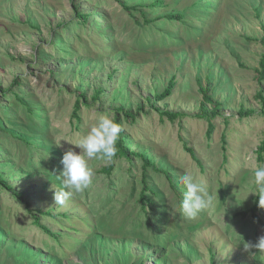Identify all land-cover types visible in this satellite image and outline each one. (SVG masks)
<instances>
[{
    "label": "rangeland",
    "instance_id": "1",
    "mask_svg": "<svg viewBox=\"0 0 264 264\" xmlns=\"http://www.w3.org/2000/svg\"><path fill=\"white\" fill-rule=\"evenodd\" d=\"M77 12L90 15L88 26ZM263 37L264 0H0V177L13 190L0 186V264H213L212 256L264 264L241 244L264 235V209L260 222L241 215L255 204L253 172L264 165L256 98L264 82L255 72ZM173 79L172 96L156 101ZM197 79L222 112L210 138ZM242 109L256 115L241 120ZM102 114L119 117L126 150L157 170L122 158L106 175L112 161L94 158L89 186L55 204L64 152H79L73 144ZM186 173L215 197L194 218L180 208ZM144 175L154 203L147 213Z\"/></svg>",
    "mask_w": 264,
    "mask_h": 264
},
{
    "label": "clouds",
    "instance_id": "2",
    "mask_svg": "<svg viewBox=\"0 0 264 264\" xmlns=\"http://www.w3.org/2000/svg\"><path fill=\"white\" fill-rule=\"evenodd\" d=\"M120 131V125L110 115L102 114L86 134L82 135L75 144L71 143L80 151L69 149L63 154L61 161L63 168L58 176L61 187L55 188V204L63 206L74 192H80L89 186L94 174L89 166V160L102 158L111 161L115 158ZM253 175L255 191L252 193L258 197V207L264 209V165L257 166ZM180 182L186 189L180 203L185 217L194 218L201 210L214 205L215 197L202 180L186 173L180 177ZM241 244L245 251L256 249L258 253L264 254V235L258 237L254 244L245 240Z\"/></svg>",
    "mask_w": 264,
    "mask_h": 264
},
{
    "label": "trees",
    "instance_id": "3",
    "mask_svg": "<svg viewBox=\"0 0 264 264\" xmlns=\"http://www.w3.org/2000/svg\"><path fill=\"white\" fill-rule=\"evenodd\" d=\"M128 12H132V11H136L137 13L141 14L142 17H144V20H145V24L147 25H150L152 22H150L148 19H147V16L145 15L144 12H139V9L138 7H126V6H123ZM77 11V10H75ZM76 16L78 17V19L80 20V25L81 26H88L89 25V18H90V15H86V14H81V13H78L76 14ZM167 19H170V20H182V16L181 15H177V16H170L168 17ZM261 43L262 45L264 46V37L262 38L261 40ZM256 74H257V77L259 79V82L260 83H263L264 82V54L261 58V61H260V64H259V68L255 70ZM197 83H198V86L200 88V92L201 94L203 95V105L201 106V111H202V115L199 116L200 119H206L208 121V137L210 138L211 135H212V132L214 131V124H213V120L215 118H218V117H222V112H221V109H220V104L217 103L216 101H214L212 95L210 94V88L209 87H204L202 85V81L200 79H197ZM15 85L14 87H20L21 86V82L19 80V78H17L15 81H14V84ZM174 87H175V79H173L167 89L165 90L164 93L158 95L155 97V100L158 101V102H162L168 98H170L173 94V90H174ZM100 95V94H98ZM15 98L17 101H19L20 103H22V100L20 98V96L16 93L14 94ZM256 98L258 99V101H260V103L262 104V114L264 116V94H263V91L260 90L256 96ZM97 100V98H95V101ZM206 104H210L212 106V109L211 110H208L207 107H206ZM81 104L80 102L76 103L75 105V108H74V111H73V118L75 120H77L78 122L80 121V112H81ZM28 111L29 108H27ZM120 111V110H119ZM159 111V110H157ZM31 113V112H30ZM160 116H161V119L164 120V118H166L168 121L170 122H175L177 121L178 119L180 118H183L184 116L180 115V114H175V113H170V112H159ZM256 114L254 111H244L243 109L239 112V117L241 120H244V119H247V118H251V117H254ZM126 117V119L132 121V122H135L137 117L134 116V115H131V114H128L126 113L124 115ZM121 127V123L119 121V117H117V119L115 120ZM223 140H225V138L223 137ZM185 147H186V150L189 151V153L192 155V157L195 159V154L194 152L189 149L186 144H185ZM117 148H118V151H117V154L115 156L114 159H112V164L110 166H108L107 168L104 169V173L106 175H111L112 172L114 171V168H115V162L117 159H126L128 161H131L133 157H140L142 160H143V165H144V168L145 169H148V168H153L155 170H157L156 166L154 164L151 163V161L148 160V158H146L144 155H138V154H130L126 149V147L124 146V141L122 139V137L119 135V140H118V143H117ZM258 160L260 162H263L264 160V142L262 144V147L258 150ZM226 158L224 159V162H226ZM161 173H163L167 178L168 180L170 181L171 183V186L174 188V181H172L170 178H169V175L167 172H163V171H160ZM0 186L6 190V191H9V192H12V188L8 185V183L6 181H3L2 180V177H0ZM149 193H153L151 191V188H150V185L148 184V181H147V178L146 176L144 175L143 178H142V190H141V193H140V203L142 205V208L143 210L145 211V213H147V207H151L154 203H153V200L150 198V194ZM17 197L22 200V196L21 195H17ZM261 214H262V208H259L258 207V197H256V200H255V204L254 206L250 209V210H247L245 212H242V216L244 217H248V216H251L253 217L255 220H257V222H260V217H261ZM34 224H36L38 227H41V229H43V231L49 235H51V232L44 226L41 225L39 219H35L34 221ZM57 235H53V237H55ZM212 260H213V264H214V256H212Z\"/></svg>",
    "mask_w": 264,
    "mask_h": 264
}]
</instances>
